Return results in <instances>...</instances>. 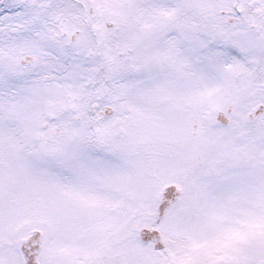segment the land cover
I'll return each mask as SVG.
<instances>
[{
  "label": "snow or ice",
  "instance_id": "6c2138e0",
  "mask_svg": "<svg viewBox=\"0 0 264 264\" xmlns=\"http://www.w3.org/2000/svg\"><path fill=\"white\" fill-rule=\"evenodd\" d=\"M0 264H264V0H0Z\"/></svg>",
  "mask_w": 264,
  "mask_h": 264
}]
</instances>
